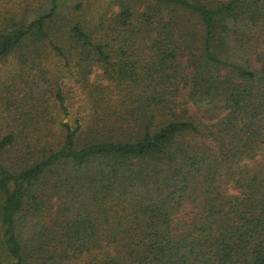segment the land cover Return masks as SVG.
I'll return each instance as SVG.
<instances>
[{"label":"trees","instance_id":"16d2710c","mask_svg":"<svg viewBox=\"0 0 264 264\" xmlns=\"http://www.w3.org/2000/svg\"><path fill=\"white\" fill-rule=\"evenodd\" d=\"M1 68L0 264H264V0H4Z\"/></svg>","mask_w":264,"mask_h":264},{"label":"rangeland","instance_id":"374dc122","mask_svg":"<svg viewBox=\"0 0 264 264\" xmlns=\"http://www.w3.org/2000/svg\"><path fill=\"white\" fill-rule=\"evenodd\" d=\"M1 3H4V0H2V1H0ZM5 69L4 68H1V70H0V81H3V80H5V79H7V78H5V76H3V75H1V73L4 71ZM73 102H74V107H73V112H75V110L80 106V105H82V102H81V99H80V97H77V98H74V100H73ZM1 126H0V131L1 130H4V125H2V123L0 124Z\"/></svg>","mask_w":264,"mask_h":264}]
</instances>
